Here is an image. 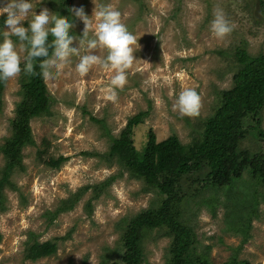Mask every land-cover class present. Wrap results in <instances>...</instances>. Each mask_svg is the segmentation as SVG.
I'll return each instance as SVG.
<instances>
[{
  "label": "rangeland",
  "instance_id": "374dc122",
  "mask_svg": "<svg viewBox=\"0 0 264 264\" xmlns=\"http://www.w3.org/2000/svg\"><path fill=\"white\" fill-rule=\"evenodd\" d=\"M7 0H0V7ZM39 14L48 9L71 19L68 9L83 7L91 17L94 9L109 6L120 12L121 22L136 38V59L127 70V82L117 91V101L108 100L114 71L93 66L86 75L77 70L80 57L89 54L86 44L78 56L60 70V75L43 82L48 110L29 122L33 146L20 152L21 167L8 174L0 188V264H100L119 240L118 223L148 208L156 200L152 191L142 190L117 163L104 158L110 142L129 119L145 112L142 127L134 131L135 148L144 156L148 147L176 137L183 145L191 142L204 118L211 114L216 94L228 89L236 71L238 49L256 57L264 51V0H31ZM217 10H222L233 31L220 40L210 31ZM0 15V40L7 30ZM31 16H29V19ZM89 37L98 23L91 18ZM73 46H78L84 24L73 20ZM25 26L27 23L25 22ZM21 57V73L5 83L0 98V149L13 132L20 88L26 73L22 49L26 44L11 37ZM93 53L103 60L101 47ZM194 89L201 98L199 114L181 116L174 108L178 94ZM264 130V109L261 113ZM153 134L154 142L149 135ZM261 142L248 128L240 148L252 153ZM63 158L58 169L44 164L49 158ZM104 158V159H103ZM5 159L0 152V180ZM98 200L92 201L88 215L87 191L70 211H60L58 203L83 187L93 186L110 176H118ZM245 174V173H244ZM244 177L246 175H243ZM185 187V186H184ZM257 213L246 237L224 222L226 208L208 200L198 204L183 202L174 211L177 219L193 233L194 255L206 264H225L232 258L250 264H264V187L258 188ZM189 203V204H188ZM57 208V209H56ZM171 236L164 229L143 239L144 264H166ZM247 239L244 244L243 240ZM49 243L53 253L37 261L27 255L34 243ZM113 262V260H112Z\"/></svg>",
  "mask_w": 264,
  "mask_h": 264
},
{
  "label": "trees",
  "instance_id": "16d2710c",
  "mask_svg": "<svg viewBox=\"0 0 264 264\" xmlns=\"http://www.w3.org/2000/svg\"><path fill=\"white\" fill-rule=\"evenodd\" d=\"M64 1L67 4V0ZM235 59L236 71L230 87L215 95L217 102L211 114L203 119L189 144L183 145L178 138L171 137L149 146V155L140 154L135 148L133 134L143 126L145 112L129 119L119 135L111 140L105 160L117 163L129 179L143 185L142 190L152 191L156 200L140 213L118 223L119 240L100 264H144V237L162 229L172 237L166 264H206L194 255L191 228L183 225L174 214L184 201L192 204L206 200L218 202L226 208L224 222L227 227L246 237L257 213L258 188L264 187V130L260 126L264 109V51L251 57L238 49ZM39 73L40 69L34 66L33 74H26L23 79L22 101L16 107L13 132L0 149L5 159L0 188L5 184L12 186L7 182L8 174L20 169L21 150L34 145L29 122L48 110L46 88ZM5 83L0 82V98ZM248 128L262 143L258 152L240 148ZM149 137L154 142L153 134ZM62 162L61 157L49 158L44 164L58 169ZM123 173L71 193L59 201V210L74 209L83 195L91 191L85 207L90 215L92 201L98 200ZM53 251L49 243L38 245L35 242L27 257L37 261ZM225 264L250 263L234 257Z\"/></svg>",
  "mask_w": 264,
  "mask_h": 264
},
{
  "label": "clouds",
  "instance_id": "9594fccd",
  "mask_svg": "<svg viewBox=\"0 0 264 264\" xmlns=\"http://www.w3.org/2000/svg\"><path fill=\"white\" fill-rule=\"evenodd\" d=\"M71 19L62 18L48 9H42L39 14L33 10L31 0H7L0 7V15L6 13L3 39L0 40V82H6L17 77L21 71V57L11 37L26 44L23 51V71L33 74L34 66L40 69V75L45 81L54 80L60 75V70L71 62V58L78 56L80 46L86 44L89 52L80 57L77 70L80 75H86L89 70L100 65L114 71L111 79L108 100L117 101V91L122 90L127 82V70L136 59L134 53L139 48L138 40L127 30L121 22L120 12L109 6H101L99 11L94 9L98 23L93 37H89L91 17L85 14L83 7L68 9ZM29 16L31 18L29 19ZM79 19L84 24V30L78 46H73L76 37L71 34L73 20ZM25 22L27 26H25ZM210 31L217 39H224L233 31V25L225 17L222 10H217L210 24ZM106 50V57L101 60L93 50L97 47ZM201 98L194 89H185L176 97L174 108L179 114L194 117L199 114Z\"/></svg>",
  "mask_w": 264,
  "mask_h": 264
}]
</instances>
